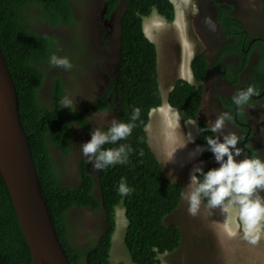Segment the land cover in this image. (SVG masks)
Segmentation results:
<instances>
[{"label": "trees", "instance_id": "1", "mask_svg": "<svg viewBox=\"0 0 264 264\" xmlns=\"http://www.w3.org/2000/svg\"><path fill=\"white\" fill-rule=\"evenodd\" d=\"M37 4L39 16L53 26L62 16L65 21L73 19L69 0H0V44L18 94L20 120L29 136L32 156L38 172L39 184L49 216L62 247L72 264H111L110 250L115 231V207L122 204L128 220L125 244L136 264H161L160 255L176 250L183 239V232L177 223L168 222L181 206L182 184L165 175L161 163L148 142L147 124L150 111L161 105V84L157 70V49L145 35L142 15H148L153 7L167 19L174 18V8L169 0H128L124 15L121 46L119 50V76L107 95L99 98V103L87 105L85 109L74 110L62 107L63 81L55 77L51 86L50 105L40 101L38 89L44 78V68L40 61L48 62L53 37L36 33L27 25L26 14L29 5ZM221 19L229 18L222 11ZM230 19V18H229ZM228 22V21H227ZM235 27H231L234 30ZM235 34V33H234ZM243 35V34H242ZM264 45V44H263ZM247 64L248 55L243 54ZM200 63H203L202 56ZM195 68L198 81L203 80L202 69ZM241 71L244 66L240 67ZM113 92L116 99L118 118L131 122L134 108L141 109L140 118L135 121L132 134L119 141L130 145L127 164H117L98 171L101 186V200L93 194V173L82 163L80 170L82 183L68 188L60 182L50 154L49 141L64 152L69 151L72 122L87 124L86 114L91 109L99 110L109 104L107 96ZM80 94V93H79ZM203 95V85L178 80L168 94L169 103L176 107L182 117L192 118L199 112ZM46 100V97L45 99ZM203 133L200 140L215 137L208 126L201 122ZM118 145H105L116 147ZM210 155V154H209ZM219 167L210 165L209 169ZM125 178L134 191L121 196L118 185ZM207 203L206 200H204ZM108 210L110 225L108 230L91 246L83 251L70 242V230L66 212L72 205ZM0 264H33L28 243L22 231L18 215L13 205L9 189L0 172ZM116 264H124L118 262Z\"/></svg>", "mask_w": 264, "mask_h": 264}, {"label": "flooded vegetation", "instance_id": "2", "mask_svg": "<svg viewBox=\"0 0 264 264\" xmlns=\"http://www.w3.org/2000/svg\"><path fill=\"white\" fill-rule=\"evenodd\" d=\"M127 1L69 0L72 21H65L61 16L55 26L39 16L40 8L37 4L27 3L28 27L34 28L40 35L53 37L50 55L56 53L67 56L73 65L71 70H65L51 67L43 60L39 62L45 71L38 89L40 101L51 106V86L58 76L64 86L62 99L71 100L75 111L85 109L87 105L98 104L99 98L107 95L119 76L118 55L124 27L123 18L128 9ZM257 1L258 5L249 7L246 0H193L194 8L186 7V21L178 22L185 28L182 32L165 24L168 35L165 39L169 45L168 53L171 54L169 58L173 63L175 78L165 90L167 96L176 81H183L185 72L188 73L191 84L196 83L198 87L202 84V102L196 116L200 121L197 122L208 124L215 121L222 112H228L231 120L226 121L222 133L214 134L215 137L220 135L221 140L222 135L229 132L237 134L240 138L238 147L243 151L237 160L243 159L245 155L264 160V49L258 45L264 43V10L262 0ZM222 11L229 14L228 22L221 19ZM209 18L210 24L206 23ZM231 27L235 29L231 30ZM187 44L192 46L188 47V51L185 49ZM243 54L248 55L245 65ZM201 56L203 63H200ZM202 64L205 65L202 69L203 80L198 81L195 68ZM242 66L244 68L241 71ZM157 68L160 73L159 65ZM249 85L254 86L258 94L253 95L246 105H236L232 99L233 94ZM77 96L79 97L75 102ZM114 98L116 99L113 92H109L107 106L87 112V124L71 123L68 152L49 141L54 168L59 173V169H63L59 174L63 186L72 188L81 185L80 167L85 163L87 171L93 173V194L100 200L99 172L93 170L88 158L83 156L80 145L91 139L93 129L107 131L113 118L120 120L113 104ZM198 130L203 133L201 126ZM212 164L220 166L213 153ZM258 195L264 199V192H259ZM66 215L70 229L76 222L81 226L90 223L95 232L93 237H88L86 243L76 245L83 251L88 244L94 245L110 225L108 210L103 205L92 208L75 204ZM69 238L73 244L71 232Z\"/></svg>", "mask_w": 264, "mask_h": 264}, {"label": "clouds", "instance_id": "3", "mask_svg": "<svg viewBox=\"0 0 264 264\" xmlns=\"http://www.w3.org/2000/svg\"><path fill=\"white\" fill-rule=\"evenodd\" d=\"M169 1L172 3L171 0ZM184 2V9L182 12H179V15L177 8H175V5L172 3L174 8V18L172 20L167 19V16L160 13L157 8H153L148 15H142L143 31L155 44L156 49V42H154L150 38V35L147 34V24L150 26L149 29L152 30V24L155 23V21L162 20V22H157L155 26L167 31L165 24H168L169 26L176 27L177 32H182L185 28L180 26L178 22L182 23L186 21V7L192 6L194 8L193 0H184ZM206 23H211L210 18L206 20ZM161 33L162 30L158 34H155L154 30L151 31V34L155 37ZM163 33L165 34V32ZM188 43H190V40ZM263 44L264 43H258V45H261L264 49ZM188 47L191 48L192 46L187 44L185 46L186 51H188ZM262 58H264V54L262 55ZM48 63L51 67L64 68L65 70H71L73 67L71 60L67 56H59L56 53H53L50 56ZM189 79L190 77L188 73L185 72V78L183 77V81L190 83ZM256 94L258 93L255 87L249 85L247 88L235 92L232 99L236 105L242 106L246 105L250 98ZM70 105L71 100L68 98L62 100V107L69 108ZM163 108L173 112L171 120L167 119L165 115L158 117L162 122L159 133L162 130L164 135L163 141L165 142L164 146L169 143L178 144L181 147V154H188V150L184 148L185 146L189 147V152L193 147L190 155L194 153L195 157L199 158L200 161H206L207 167L212 165L213 153L215 160L220 165L219 167L211 168L205 172V168L203 169V167L198 165L197 162H194V157H190V160H187L188 158H177L179 167L184 166L183 162L185 161V164L189 166L188 170L185 171L187 174L191 173L189 175L190 182L185 187V191L181 193V198L188 203L187 210L189 215L197 216L200 212L203 201L206 200V207L213 209V221L217 225L215 226L217 232L216 234L213 232V235L217 238L226 236L232 237L234 232H231L229 227L232 223H235V221L230 219L227 213V208L231 210L233 205H238L239 217L244 228L243 230L237 231H244L245 239H250V242L253 244L257 243L261 239L258 227L264 222V199L258 195L259 192H264V160H261L259 157L252 158L246 155L243 159L237 160V157L241 156L243 151L238 147L240 138L235 132H229L222 135V140L220 135H217L216 137H206L207 142L201 141L200 137L202 133L198 130L199 126H201V122L198 124L197 121L199 119L196 117L198 114L192 118L184 119L180 111L169 103L168 96H166L165 100L162 97L161 105L150 111L149 122L146 127L147 134L150 127L149 123L151 122V114L153 111L160 113ZM140 113L141 109L136 107L132 111L130 117L131 122H124L113 118L107 131H103L100 128L92 130L91 139L82 143L80 149L83 156L88 158V162L91 164L93 170L101 171L109 166L127 164L129 162V154L133 149L130 145L118 142L126 140L132 134V131L136 126L135 121L140 118ZM173 119L175 121H173ZM229 120H231L230 114L228 112H222L217 116L215 121L208 123L205 130L217 134L222 133L226 121ZM191 124L194 125L190 130ZM195 126L196 129H194ZM167 139L176 140L178 143L170 140V142L167 143ZM105 145L118 146L105 147ZM195 150L200 152V154H195ZM203 163L204 162H201V165ZM117 191L121 196H128L134 191V189L128 186L125 178H121Z\"/></svg>", "mask_w": 264, "mask_h": 264}, {"label": "rangeland", "instance_id": "4", "mask_svg": "<svg viewBox=\"0 0 264 264\" xmlns=\"http://www.w3.org/2000/svg\"><path fill=\"white\" fill-rule=\"evenodd\" d=\"M246 1V5L249 7L258 5L257 0ZM181 2L183 4L184 0H181ZM157 22H162V20L155 21V23L152 24V30L149 29L150 26L147 24L149 33H151L153 30L155 31V34L161 32L162 29L155 26ZM163 32H165V34ZM163 32L156 38L153 34H147L150 36L152 35L150 38L157 44V63L160 68V73L158 72V75L162 90L161 95L165 100L167 96L165 90L169 88L170 83L175 81V78L172 72L173 63L169 58L171 57V54L168 53L169 45L165 39L168 37L167 31ZM78 97L79 96L75 98V102H77ZM155 113H157V111H155ZM156 119L157 120L155 121L154 125L157 123L158 127H160V118ZM173 121L175 120L173 119ZM193 125L194 124L190 125V130L193 128ZM194 129H196V126ZM148 141L160 163L162 164L165 175L180 182L183 187V192L185 191V187L190 182V177L187 178V176H189L191 173H186L185 170H188L189 166L185 164V161L183 162L184 166L179 167V164H177V158H188L187 160H190L189 157L191 156V158L194 157V162H197L198 165L203 167V169L207 167L206 161H200L199 158L195 157L194 153L190 155L188 146H185L184 148L188 150L189 155L181 154V147L174 143H169L166 146L162 145L158 148L157 139H154L150 127L148 130ZM166 141L167 143L170 142L168 139ZM192 148L190 152L192 151ZM195 154H200V152L195 150ZM201 162L204 163L201 165ZM175 164L177 166H175ZM186 178L188 180H186ZM187 209L188 203L182 199L180 208L173 215L169 216L167 220L171 223H177L181 227L183 239L181 241V245L176 250L169 253H163L159 256L161 264H244V262L245 264H264V222H262L261 226L258 227V232L261 234V239L253 245L250 242V239H245L244 231L238 232L244 228L239 217L238 205H233L231 210L227 208V213L230 219L235 221V223H232L229 227L231 232H234V235L232 237L226 236L222 238H217L213 235V232H215V234L217 232L215 229V226L217 225L213 221V209L207 208L204 201L197 216L189 215ZM115 215L116 228L112 238L110 262L111 264H116L118 262H123L124 264H136L132 261L125 244L128 220L125 216V210L122 204L116 208ZM73 228L77 229V231L74 233V236L81 237V240L78 239L77 243L72 238L73 243L78 246L86 243L88 237H93L95 233L90 227V223L81 226V224L76 222L74 223V226H72L71 230H73ZM219 240H224V243L220 242ZM249 247L252 249H249Z\"/></svg>", "mask_w": 264, "mask_h": 264}, {"label": "water", "instance_id": "5", "mask_svg": "<svg viewBox=\"0 0 264 264\" xmlns=\"http://www.w3.org/2000/svg\"><path fill=\"white\" fill-rule=\"evenodd\" d=\"M264 9V0H262ZM0 172L9 189L33 264H72L60 244L43 198L18 94L0 44Z\"/></svg>", "mask_w": 264, "mask_h": 264}, {"label": "bare ground", "instance_id": "6", "mask_svg": "<svg viewBox=\"0 0 264 264\" xmlns=\"http://www.w3.org/2000/svg\"><path fill=\"white\" fill-rule=\"evenodd\" d=\"M172 1V3L175 5V8H177V10H178V12H182L183 11V9H184V6H185V2H183V4H182V2H181V0H171ZM148 30V29H147ZM149 33V32H148ZM149 34H151V33H149ZM150 37H152V35L150 36ZM155 37V36H154ZM156 38V37H155ZM155 38H154V40H155ZM168 108V107H167ZM172 111L171 110H168V109H166V108H163L162 109V111L160 112V113H155V111H153V113L151 114V122L149 123L150 124V129H151V132H152V135L154 136V139L156 138L157 139V146H158V148L159 147H161V145H165V142L163 141V133H162V130H161V132L159 133V131H160V129H161V127H158V125H157V123L154 125V123H155V121L157 120L156 118H158V117H160V116H166V118L167 119H172ZM159 119V118H158ZM153 125V126H152ZM159 125L161 126L162 125V122L160 121V123H159ZM159 134V135H158ZM157 135H158V137H157ZM170 141H172V142H176V143H178L176 140H171V139H169ZM155 146H156V143H155ZM168 149V148H167ZM190 153V152H189ZM185 157V156H184ZM187 157V156H186ZM191 157V156H190ZM190 157H189V159H190ZM195 160V159H194ZM196 161H197V159H196ZM178 164V163H177ZM184 164V163H183ZM175 166H177L176 164H175ZM176 168V167H175ZM208 168V167H207ZM207 168H205L204 169V171L207 169ZM174 169V168H173ZM177 171V170H176ZM177 174V173H176ZM185 174V173H184ZM179 175V174H178ZM185 176V175H184ZM189 176H187V178H188ZM180 178V177H179ZM186 178V180H188ZM180 180H181V178H180ZM190 181V180H189ZM186 182V181H185ZM187 183V182H186ZM185 183V184H186ZM49 213V212H48ZM52 222V221H51ZM53 225V224H52ZM54 228V227H53ZM71 228H72V226H71ZM55 230V229H54ZM71 230V229H70ZM73 230H74V233L77 231V229L76 228H73ZM55 233H56V231H55ZM74 233H73V240L77 243V240L78 239H80L81 240V237H78V236H74ZM57 235V234H56ZM59 239V238H58ZM60 241V240H59ZM220 242H223L224 240H219ZM224 243V242H223ZM60 244H61V242H60ZM74 244V243H73ZM253 244V243H252ZM251 244V245H252ZM75 246H76V244H74ZM244 245H245V242H244ZM254 245V244H253ZM252 245V246H253ZM61 246H62V244H61ZM249 246V245H248ZM87 248V251H89V249L91 248V245H89L88 244V246L86 247ZM248 248V247H247ZM249 249H252V248H250L249 247ZM65 252V251H64ZM66 254V253H65ZM67 256V255H66ZM70 261V260H69ZM242 263V262H241ZM247 263V262H246ZM244 264H245V262H244Z\"/></svg>", "mask_w": 264, "mask_h": 264}]
</instances>
